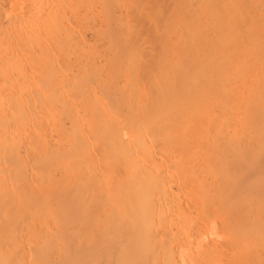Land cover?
I'll list each match as a JSON object with an SVG mask.
<instances>
[{
	"label": "bare ground",
	"instance_id": "1",
	"mask_svg": "<svg viewBox=\"0 0 264 264\" xmlns=\"http://www.w3.org/2000/svg\"><path fill=\"white\" fill-rule=\"evenodd\" d=\"M263 149L264 0H0V264H264Z\"/></svg>",
	"mask_w": 264,
	"mask_h": 264
},
{
	"label": "rangeland",
	"instance_id": "2",
	"mask_svg": "<svg viewBox=\"0 0 264 264\" xmlns=\"http://www.w3.org/2000/svg\"><path fill=\"white\" fill-rule=\"evenodd\" d=\"M261 149H262V146H261ZM263 150H264V149H263ZM263 150H262V151H263ZM260 151H261V150H260ZM263 153H264V152H263ZM261 154H262V152H261ZM262 156L264 157V154H263ZM262 156H261V157H262ZM263 159H264V158H263ZM263 159H260V160H263ZM261 163H262V162H261ZM261 163L259 162L258 167L261 166V165H260ZM258 169H259V168H258ZM260 169H261L262 172H263V170H264V164H262V167H260ZM260 169H259V170H260ZM261 170H260V171H261ZM262 174H264V172H263ZM263 181H264V180H263ZM262 191H264V189H263ZM263 261H264V260H263ZM263 261H261V262H263ZM263 263H264V262H263ZM256 264H257V263H256Z\"/></svg>",
	"mask_w": 264,
	"mask_h": 264
}]
</instances>
